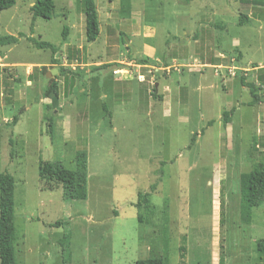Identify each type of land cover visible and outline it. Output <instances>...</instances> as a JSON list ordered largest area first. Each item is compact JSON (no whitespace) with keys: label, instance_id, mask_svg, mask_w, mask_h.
<instances>
[{"label":"rangeland","instance_id":"rangeland-1","mask_svg":"<svg viewBox=\"0 0 264 264\" xmlns=\"http://www.w3.org/2000/svg\"><path fill=\"white\" fill-rule=\"evenodd\" d=\"M247 1L94 0L92 43L82 0H53V17L33 25L35 0L0 12V36H22L0 47V174L15 180L17 264H135L161 256L164 237L168 264H264V201L250 225L239 217L240 175L264 169L263 102L248 107L240 79L254 73L263 98L264 69L228 72L264 66V5ZM30 37L58 47V64ZM52 79L56 105L43 97ZM79 152L87 196L64 201L39 165L75 170ZM146 193L156 210L139 223Z\"/></svg>","mask_w":264,"mask_h":264},{"label":"trees","instance_id":"trees-1","mask_svg":"<svg viewBox=\"0 0 264 264\" xmlns=\"http://www.w3.org/2000/svg\"><path fill=\"white\" fill-rule=\"evenodd\" d=\"M16 0H0V12L12 8ZM248 4H254L257 7L264 5V0H249ZM84 23H85V40L87 43L94 42L99 36V22L98 13L96 10L94 0H82ZM55 11L53 0H35L31 9V22L37 18L50 20ZM249 18L246 15L239 16V24L248 23ZM67 29L63 28V40L66 39ZM22 36H0V47L13 46L17 44L19 38ZM28 40L40 50H49L52 55V64L57 65L58 60L56 55L60 52L59 48L44 41H37L33 38ZM105 68V67H104ZM95 67L94 71L104 69ZM44 70V69H43ZM59 73L63 69H57ZM45 73V72H44ZM243 86L249 90L251 102L249 106L255 105L258 101L263 102L262 97H258L259 89L252 83H245L241 79ZM43 97L51 101L53 105L57 104V84L54 79L47 82L46 88L43 90ZM233 110L224 112L222 120L224 125L231 121ZM17 117H14L13 124H16ZM211 122L208 123V126ZM194 141V139H193ZM40 177H47L62 188V198L64 201H84L86 199V183H87V164L86 155L79 152L75 158V170H68L59 163L42 162L39 165ZM156 189V184L151 186V190ZM14 178L4 172L0 174V264H17L15 257V243L17 242V234L15 229V213H14ZM239 195H240V221L244 225H250L252 221V210L259 207L264 201V169H256L249 172L242 173L239 177ZM150 194H139L134 208L137 211V218L139 223H144V216L146 213L149 221H152L156 208L150 203ZM151 219V220H150ZM58 221L53 226H60ZM163 253L161 256H152L144 260H138L135 264H168V242L164 237ZM256 252L260 259H264V239L256 241Z\"/></svg>","mask_w":264,"mask_h":264},{"label":"crops","instance_id":"crops-1","mask_svg":"<svg viewBox=\"0 0 264 264\" xmlns=\"http://www.w3.org/2000/svg\"><path fill=\"white\" fill-rule=\"evenodd\" d=\"M240 46V43H238L237 42V47H239ZM242 59H243V56H242ZM1 60V59H0ZM250 64H257L258 66H251V67H249V68H259V69H257V70H249L247 73H245L244 74V76H247V74L249 73V72H257V71H260V70H262V69H264V66L263 65H261V63H254V62H248V65H250ZM213 65H217V64H211V66H213ZM214 67H216V66H214ZM218 67V66H217ZM248 69V68H247ZM251 74V73H250ZM200 76H201V79H204L206 76H205V74H200ZM215 76H218L217 74L215 75ZM218 77H220L221 78V83H222V87H226V86H228L233 80L232 79H226V77H225V75H224V73L223 74H221V76H218ZM241 78H242V76H241ZM241 80V79H240ZM250 80H252V81H255V82H252V84H254V85H256V83H257V80H256V75L254 74V73H252V75H251V77H250ZM241 82V81H240ZM245 83H248L247 81H244ZM260 83H261V88H263V91H262V96H263V103H262V112H263V119H264V76H263V78H261V81H260ZM242 84V83H241ZM215 87V85H211L210 87ZM242 88L243 89H247V87H245V86H243L242 85ZM248 90V89H247ZM251 102V101H250ZM250 102H248L246 105L248 106V107H251V109H253V107L252 106H249V103ZM230 124V123H229ZM263 124H264V120H263Z\"/></svg>","mask_w":264,"mask_h":264},{"label":"built area","instance_id":"built-area-1","mask_svg":"<svg viewBox=\"0 0 264 264\" xmlns=\"http://www.w3.org/2000/svg\"><path fill=\"white\" fill-rule=\"evenodd\" d=\"M218 68H222V67H218ZM248 67H242V68H238V67H236V68H232V69H228V72H229V74H230V76H232V77H234L235 76V74H236V72L237 71H239V72H244L243 73V75L245 74V73H247L249 70H257V69H259V68H248ZM231 70H234L235 72L233 73ZM114 73H116L117 74V72L115 71Z\"/></svg>","mask_w":264,"mask_h":264},{"label":"water","instance_id":"water-1","mask_svg":"<svg viewBox=\"0 0 264 264\" xmlns=\"http://www.w3.org/2000/svg\"><path fill=\"white\" fill-rule=\"evenodd\" d=\"M132 51L134 52V49H132ZM117 66L116 65H113L112 67H111V71H116L117 70ZM55 74H57V70L55 69L52 73H51V75H55Z\"/></svg>","mask_w":264,"mask_h":264}]
</instances>
